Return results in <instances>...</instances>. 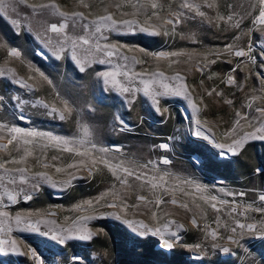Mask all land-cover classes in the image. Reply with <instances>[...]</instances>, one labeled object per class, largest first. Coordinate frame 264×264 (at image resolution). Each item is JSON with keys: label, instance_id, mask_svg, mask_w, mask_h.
Segmentation results:
<instances>
[{"label": "rangeland", "instance_id": "1", "mask_svg": "<svg viewBox=\"0 0 264 264\" xmlns=\"http://www.w3.org/2000/svg\"><path fill=\"white\" fill-rule=\"evenodd\" d=\"M49 2L50 0H28L29 4ZM85 2L90 5L89 8H84L79 0H55L61 11H83L86 16L90 13L104 15V8L107 7L108 11L113 13L114 19L133 18L131 15H122L134 11L123 0ZM179 2L180 0H171L169 7L170 0H157V3L162 5L156 10L160 19L153 17L149 22L158 26L161 32L167 30L170 33L167 36H152L139 32H106L108 40L100 41L127 45V48H121L120 51L128 56H136L137 60L142 61L139 64L129 61L127 69H119L121 72L128 70L146 74L143 77H132L131 80L118 77L126 86L134 84L136 88L142 89L141 81L149 79L152 73L157 72H164L169 78L177 73L183 77L191 99L174 95L158 97L159 112L156 111L157 105L142 91L123 94L116 90H105L97 72L111 70L117 63L123 64L118 58H114L111 66L92 64L84 72H80L79 65L71 59L70 53L62 59L53 56L52 47L57 43V34L48 33L53 38V45H47L44 42L43 27L57 23L61 20L60 17H33L31 9L25 5L17 6L18 14H0V69L8 73L6 76H0V97H3L0 100V123L76 138L82 136L78 125H84L89 129L90 140L97 149H113L119 146L120 151H110L108 154L114 158L113 163L132 160L142 166L149 161L155 162L148 169H136L147 172V180L150 183L145 182L141 188V181L129 177L128 183L133 187L127 188L120 185L105 165L98 162L96 166H92L91 159H98V152H92L89 157H80L74 153L60 151L52 145L47 149L29 146L33 149V157L28 158L23 165H9L10 167H27L32 173L47 171L54 180L70 183L52 187L40 181L38 190H33L30 184H22L17 174L15 185L7 180L2 182L5 187H0V199L3 202L0 204V211H7L10 217L20 213L33 214V220H55L56 226L65 229L72 228L73 221H78L86 225L93 235L89 240L72 239L66 244H59L52 240L51 236L20 232L15 221L10 220L12 232H0V239L16 240L23 255L0 253V264H38L31 256L32 249H35L44 264H70L69 258L74 256L80 258L79 264H264V238L258 234H249L246 230L242 237V230L238 229L235 234L230 231L231 227L235 226V220L254 223L258 228H264V213L250 210L247 215L239 214L246 205H252L253 208L264 207V202L259 200V195L264 194V171H258L264 170V141H249L236 155L222 157L218 155L221 150L216 148L211 140L195 135L197 119L200 120L202 129H212L211 134L214 135L216 143L230 144L232 139H239L243 132L255 131V128L260 126L256 120L252 121L255 125L252 127L242 119L237 132L230 133V129L235 126L237 111L241 113V117L257 116L255 107L264 106V99L253 102L252 108L246 106L251 96H264L260 91L264 87V25H253L252 22L259 14V7H248L249 2L255 0H215L217 7L209 9L203 5L202 0H195L201 3V11H205L208 17L223 15L226 19L232 11L241 15L251 11L253 15L244 19L240 28L227 27V30L224 21H219L217 27L215 21L202 22L201 18L197 17L195 20L189 19L177 24L175 34H172V26L167 25L165 21L170 12L176 10ZM115 3H121L122 7L117 9ZM228 3L233 4V9L226 7ZM241 3L245 5L244 8L239 7ZM151 11L149 8V13ZM94 15L90 18H94ZM135 18L141 22L146 19L144 15ZM13 19L20 20L19 26L11 23ZM68 23L69 29L66 32L72 35L71 20ZM237 36L240 37L238 41L235 40ZM249 41L253 45L250 55L255 58V63L247 57H235L234 54L225 52L224 46L229 43L237 45L235 50L243 48L247 51ZM11 47L21 52L19 58L7 55V49ZM86 47L88 46L77 47V55L81 59L85 56L83 49ZM139 49H144L147 53L177 52L182 55L157 59L146 56ZM211 53L221 55L217 59ZM213 59L216 63L203 67L208 60ZM198 68L203 70L199 71ZM41 72L52 81L51 84L40 77ZM13 73L16 78L24 80L31 87L25 88L14 83ZM230 75L236 81L231 85L227 83V77ZM165 82L180 84L179 80L169 79ZM154 87L163 90L159 83ZM212 89L221 95L216 96L213 93L209 96L207 93ZM40 99L48 103L50 108H62L61 100L66 99L73 109L72 115L63 121L59 119L58 114L48 115L50 108L44 109L38 104L37 100ZM228 99L233 101L231 105L225 102ZM193 103L199 111L193 108ZM21 115L25 119L20 120ZM117 116L125 121L124 131L120 130ZM9 138L7 129H0V143H7ZM38 143L42 146L48 142L40 140ZM162 143L169 144V149L159 148ZM12 147L9 146L10 149ZM13 155L18 156L15 152ZM0 156L7 154L0 152ZM52 156H58L59 159L53 161ZM36 157H39V162ZM163 158H167L170 163H161ZM80 160H84L87 167L80 165ZM45 162L49 164L48 168L43 167ZM69 164H76L77 167L68 168ZM53 165L63 167L64 171L56 173ZM89 169H92L91 175ZM165 173L168 175L161 182L159 176ZM73 176L80 178L73 179ZM153 176L156 177L155 180H152ZM189 181L193 183L190 184ZM152 183L157 184L155 189L151 187ZM113 185L116 190L127 192L129 207L126 212L121 211L120 207H107L106 201L103 200L100 204L95 203V198L100 197ZM196 185L202 186L203 190L197 191ZM20 187L31 194L32 199L24 200V192H21L16 203L9 202L6 188L19 191ZM229 192H243L246 195L229 196ZM137 195H144L151 203L147 207L140 203V207L132 208L131 205L138 203ZM210 196H216L217 201L205 199ZM173 198L177 200L175 205L170 203ZM112 199V196L107 197V201ZM157 199L164 201L159 207L155 203ZM88 200H93L91 208L84 211L76 209V205ZM220 200H235L237 212L230 215V209L220 205ZM120 203L118 200L117 204ZM185 203L188 204L187 209L181 207ZM212 203H217V207L221 208L219 213L211 207ZM109 212H121L126 219L143 221L151 229L159 228L161 235L149 232L140 236L122 220L107 215ZM153 212L156 213L155 218L152 216ZM86 215L97 216L98 219L79 221V217ZM193 219L196 220V225H193ZM180 224L183 225L182 228L177 227ZM46 227L51 226L41 225L42 230ZM212 231L217 232L215 238L210 235ZM173 232L179 235V240L172 238ZM229 235L239 239V245L230 242L227 239ZM166 239L174 244L172 249L163 246ZM214 243L220 247H212ZM195 245L200 247L196 248ZM224 246L230 248L229 253L222 251Z\"/></svg>", "mask_w": 264, "mask_h": 264}, {"label": "snow or ice", "instance_id": "2", "mask_svg": "<svg viewBox=\"0 0 264 264\" xmlns=\"http://www.w3.org/2000/svg\"><path fill=\"white\" fill-rule=\"evenodd\" d=\"M80 4L83 5L84 8H89V4L85 2V0H79ZM124 3H126L128 6H130L132 9H134L131 13H122L123 16L131 15L133 18L131 19H114L113 13L108 11V8H104V12L106 14L104 15H94L90 13L88 16L85 15L83 11H61L60 6L55 3V0H50L49 3H33L29 4L28 0H0V14H3L4 16H10L17 13V6L18 5H25L27 8L31 9V14L33 17L35 16H53V17H60L61 20L57 23H51L50 25H47L46 27H43V33H44V42L47 45H53V38L48 35V33L57 34V43L52 47V55L55 56L57 59H62L69 55L73 61L76 62L77 65H79V71L84 72L87 67L91 66L92 64H107V65H113L114 58H118L119 61H123V64L117 63L114 68L111 70H104L97 72V76L101 78L103 85L105 86L106 91L116 90L123 94H132L135 92L142 91L145 96H148L152 99L153 103L157 105L156 111H160L159 108V99L158 97H163L167 95H174V96H183L186 99H191V93L188 91L187 85L183 83V77L177 73L175 76H172L171 78L166 77L164 72H157L152 73L151 77L149 79H143L141 82L143 84V88H136L134 84L125 85L121 79H118V77H124L129 80L132 79V77H143L146 74L145 73H135L130 72L128 70L125 71H119L120 68L127 69V64L129 61H131L132 64H139L142 63V61L137 60L136 56H128L125 55L123 52L120 51L121 48H127V45H118L111 42H105L101 43V40L107 41L108 37L105 35L106 32H125L130 34H135L137 32L139 33H145L150 34L152 36H159V35H169L170 33L167 30H164L161 32L158 30V26L153 25L149 23L153 17H155L157 20L160 19V16L158 12L156 11L158 7H162V5H159L157 3V0H145V2H141V0H123ZM203 5H205L209 9L216 8V2L215 0H212L210 3L209 0H202ZM111 6V5H110ZM114 6L119 9L122 7L121 3H115ZM201 3L195 2V0H180L178 3L176 10L170 12V16L168 19H166L165 23L167 25L172 26V34H175L176 25L180 24L186 20H195L197 17L201 18L202 22L207 23H213L216 22V26L219 27V21H224L227 27L231 28H240L241 24L243 23L244 19L247 17H250L253 15L251 11H246L243 15L239 14L238 12L232 11L231 14L227 15V18L225 19V16L218 15L216 17H208L205 11H201ZM259 7V14L258 16H255L253 22V25L259 24L264 25V0H255V2H249L248 7L250 8H257ZM169 7H171V0L169 3ZM228 9H233V4L228 3L226 5ZM239 7L244 8L245 5L241 3ZM149 8L152 9V11L149 13ZM186 10V11H185ZM194 13V15H193ZM94 18H90V16H93ZM138 15H144L146 19L141 22L140 20L136 19L135 17ZM235 18V20H234ZM71 20V30L72 35H69L66 30L69 29V23L68 21ZM234 21V22H232ZM232 22V23H229ZM12 24L19 26L20 20L19 19H13L11 21ZM147 25V26H146ZM251 32L252 29H249ZM83 33V34H81ZM262 35H264V32H262ZM39 36V33H38ZM95 37V39H93ZM240 37H235V40H239ZM78 45L81 46H88L83 49L85 52V56L83 59H81L77 55V47ZM252 43L249 41L248 44V50L245 51L243 48H240L239 50H235L237 48V45L235 43H229L226 44L225 52L229 54H234L235 57H247L249 61L252 63H255V58L250 55L252 51ZM139 51L144 52L146 56L150 55L154 58H160V57H176L179 55H182V53L172 52H159V53H147L144 49H139ZM43 54V53H41ZM7 55L10 57H17L19 58L21 56V52L17 50L15 47H11L7 49ZM211 55H215L217 59H219L221 53H211ZM264 55V53H262ZM191 59V56L189 57ZM207 60V56L205 57ZM216 63V60H208L206 64H204L203 67H208L210 64ZM264 66V65H262ZM239 67V65H237ZM197 70L202 71L203 68H198ZM11 71V70H9ZM8 73H6L3 69H0V76H6ZM40 77L47 81L48 84H51L52 81L48 80L46 76H44V73H39ZM159 77L160 79H157ZM212 77L210 76L209 79ZM179 80V85H173L170 83H167L165 81L167 80ZM264 79V78H262ZM13 81L14 83L21 85L25 88H30L31 85H29L27 82H25L22 79L16 78L13 73ZM159 83L162 87V91L158 90L154 87L155 84ZM227 83L229 85L236 83L233 76L227 77ZM201 84H203V81H201ZM262 93H264V87L260 89ZM213 93H215L216 96H220L221 93L217 92L215 89H212L207 94L209 96H212ZM59 96V94H57ZM3 97H0V100H2ZM264 99V96L259 95H253L251 96V99L249 103L246 105L248 108L253 107V102L260 101ZM227 104L231 105L233 101L231 99H228L225 101ZM37 103L40 104L44 109H49L50 105L48 103H45L43 99L37 100ZM61 103L63 105L62 108H58L55 106H51L50 111L47 112L48 115H54L58 114L60 120H66L69 116L72 115L73 109L70 106L68 100L64 99L61 100ZM131 103V101H130ZM193 108L196 111H199L197 106L193 103ZM166 111V110H165ZM254 111L258 113L257 116H244L241 117V113L237 111L235 113L237 119L235 120V126L230 129V133L234 134L237 132L241 125V120H245L248 122V124L252 127H255V125L252 124L253 120H256L260 126L258 128H255V131H245L242 135H240L239 139H232L230 144L225 143H216L214 140V135H212V129H202L200 126V120H196L197 124V131L195 133L196 136L200 137L202 136L206 140H211L214 146L221 151L218 153L220 156H227V155H236L238 150L243 149L247 142L253 141V140H259L264 141V106H256ZM20 120L25 119L23 115L19 117ZM117 122L120 125V130L124 131L126 128L125 121L120 119L119 116L116 117ZM80 128V131L82 133V136L80 138L76 137H65L60 135H54L51 132H42L38 130H25L21 127L16 126H8L7 124L0 123V129L6 128L7 129V135L10 137L7 140V143H0V152L6 153L7 156H0V187H5L3 185V181L7 180L10 184L15 185L17 183V174L19 181L22 182V184H30L31 188L33 190H38L40 184V181H43L45 183L50 184L52 187H58L61 185H67L70 183V181H56L53 179L51 175L48 174L47 171H37V172H30V169L27 167H10L9 165H23L27 162L28 158L33 157V149L29 146H35L37 148L47 149L50 145L55 146L58 150L67 152V153H74L77 156L80 157H89L91 156L92 152H98L99 158H93L91 159L92 166H96L97 163H101L105 165L109 171L112 172V175L116 177V179L119 181L120 185L122 187L131 188L133 185L128 183L129 177H134L135 180L141 181L139 187H143L145 182H149L147 180V172L145 171H137V168L140 169H148L150 165H154L155 162L149 161L145 165H137L136 161H119L117 163H113L112 160L114 158L109 157L110 151H120L119 146L114 147L113 149L108 148H99L97 149V146L91 142L90 136L91 133L87 126L84 125H78ZM44 140L48 143L43 144L42 146L39 145L38 141ZM12 145V149L9 148V146ZM159 148L168 150L169 144L162 143L159 145ZM83 149V151H81ZM13 152L17 153V155H13ZM22 153V154H20ZM43 151L41 152V155H43ZM53 161H56L59 159L58 156H52L51 158ZM37 162H39V157H36ZM161 163L163 164H169L170 161L167 158H163ZM80 165H83L87 167L84 160L79 161ZM127 165V166H126ZM55 167V165H53ZM44 168H48L49 164L45 162L43 164ZM68 168H75L77 167L76 164H69L67 165ZM56 173H61L64 171L63 167H55ZM258 171H264V170H258ZM92 174V169H89V175ZM168 174L165 173L164 175L159 176V180L163 182L165 180V176ZM80 177L73 176V179H77ZM156 177L153 176L152 180H155ZM188 183H193L189 181ZM151 187L155 189L157 187V184L152 183ZM197 191H202V186L196 185ZM21 192H24L23 199L24 200H31L32 196L29 194L23 187H20L19 191L13 190H7L6 188V195L7 199L11 203L17 202V197L20 195ZM229 196H240L244 197L246 194L241 193H227ZM112 196L113 199L111 201H107V197ZM207 201H217L216 196H210L205 198ZM106 201V206L109 208H117L120 207L121 211L126 212L129 205L127 204V192H121L115 189V185L112 186V188L108 189L106 192L102 193L100 197L95 198V203L100 204L101 201ZM121 201L120 204H117V201ZM136 200L138 201L137 204L131 205L132 208H138L140 207V203H143L145 207H147L151 201H148L147 198L144 195H137ZM259 200L261 202H264V194L259 195ZM164 201L157 199L155 201L156 206L159 207L161 203ZM2 199H0V204H2ZM171 204L175 205L177 204V200L173 198L170 201ZM219 204L222 206H227L230 211L229 214L237 212V205L236 201L233 200L232 202H229L227 200H220ZM93 205V200H88L83 202L82 204L76 205L77 210H87V208H91ZM181 207L187 209L188 204H182ZM211 207L216 211L220 212L221 208L217 207V203H212ZM258 211L261 213H264V207L262 208H253L252 205H246L243 208V211L239 213L240 215H247L248 211ZM33 214L28 215H22L20 213L15 214L14 217H10L9 213L7 211H0V232L5 233H11L12 227L9 224L10 220L15 221L16 228L20 232H34L39 233L40 235L44 237L51 236L52 240L57 241L59 244H66L67 241L72 239H82V240H89L92 238L93 233L86 227V225H83L79 223L78 221H73V227L72 228H62L59 226H56L55 220H44L41 218H37L33 220L32 217ZM49 215H54L53 213H49ZM103 215V214H101ZM109 216H113L117 219L122 220L125 224H127L130 228H132L134 231L138 232L140 236H145L149 232L153 233L154 235H161V230L159 228L151 229L146 224H144L143 221H134L131 219H126L125 216L121 215V212H109L107 213ZM153 218L156 217V213H152ZM67 220V217L65 218ZM98 219L97 216L93 215H86L79 217V221H89V220H95ZM170 223H175V221H170ZM193 225H196V220H192ZM217 223L219 224V218H217ZM41 225H50L51 227H46L42 230ZM227 227V225H224ZM165 227H168V225H165ZM178 228H182L183 225H177ZM140 229H144V231H140ZM242 230L240 232V236L242 237L245 234V230L249 234H258L262 238H264V228H258L256 224L254 223H241L239 220H235V226L231 227L230 231L235 234L237 233V230ZM210 235L215 238L217 236L216 231H212ZM172 238L175 240H179V235L175 232L172 233ZM227 239L230 242L236 243L239 245L240 241L237 239L234 235H229ZM164 247L168 249H172L174 247V244L166 239L164 240ZM196 248H199L200 245H195ZM212 247H220L217 244H213ZM222 251L224 253H229L230 248L227 246L222 247ZM0 253H17L23 255V253H20V249L17 245V241L14 239H0ZM31 256L38 261V264H44L42 260H40L39 256H37V253L35 249L31 250ZM70 264H79L80 258L79 257H70L69 258Z\"/></svg>", "mask_w": 264, "mask_h": 264}, {"label": "water", "instance_id": "3", "mask_svg": "<svg viewBox=\"0 0 264 264\" xmlns=\"http://www.w3.org/2000/svg\"><path fill=\"white\" fill-rule=\"evenodd\" d=\"M158 247H160V246H158Z\"/></svg>", "mask_w": 264, "mask_h": 264}]
</instances>
